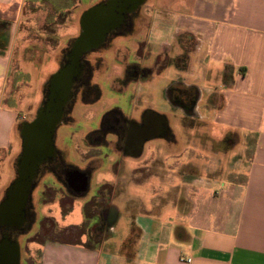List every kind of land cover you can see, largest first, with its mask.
Segmentation results:
<instances>
[{
	"label": "crops",
	"instance_id": "crops-1",
	"mask_svg": "<svg viewBox=\"0 0 264 264\" xmlns=\"http://www.w3.org/2000/svg\"><path fill=\"white\" fill-rule=\"evenodd\" d=\"M103 1L0 0V22L8 24V41L0 42V156L17 160L24 122L21 95L8 81L27 80L47 57L57 71L84 14ZM132 29L113 48L145 40L151 62L141 67L152 74L134 89L140 106L166 118L171 136L161 141L162 158L172 149L201 154L173 166L183 193L177 221L140 213L133 196L113 204L98 248L48 241L39 264H264V0H144ZM174 80L198 93L184 120L165 96ZM8 185H0V202Z\"/></svg>",
	"mask_w": 264,
	"mask_h": 264
},
{
	"label": "flooded vegetation",
	"instance_id": "flooded-vegetation-1",
	"mask_svg": "<svg viewBox=\"0 0 264 264\" xmlns=\"http://www.w3.org/2000/svg\"><path fill=\"white\" fill-rule=\"evenodd\" d=\"M143 2L132 11L120 13V0H104L96 7L102 11V24L96 28L90 27L91 12L84 14L83 27L78 37L72 42L57 71L43 85L34 117L20 126L19 156L24 152L25 141L34 133L42 157L36 164L31 180L29 198L23 210L24 221L20 226L0 225L4 238L15 241L17 234H23L31 226L33 215L30 197L31 191L37 188H41L38 197L41 203L46 201L44 193L47 192L52 194L48 203L53 202L57 195L58 205L82 200L83 207L98 209L95 219H92L95 221L94 225L96 221L98 224L96 230L92 229L91 232L106 235L116 214L110 202V196L112 193L116 196V191L111 188H124L122 181L128 171L131 179L139 175L144 176L148 182L154 176L152 172L156 166V171L160 173L157 178L165 176L167 169L164 159L162 155L153 154L150 146L155 141H169L171 134L166 118L152 107L140 106L135 89L128 90V86L134 87L138 82L147 80L152 69L141 67L133 60L127 62L123 72L114 76V86H106L109 92L106 97L108 94L113 95L107 103L104 102L100 83L95 82L93 77L96 66L103 63V58L96 54L101 51H116L113 48L115 39L133 35L132 22ZM129 6L130 3H127V8ZM99 34L103 37L101 43L96 47H85L79 57L75 58V47L81 38ZM116 54L114 61L117 59ZM117 64L120 63L116 61L115 65ZM66 75L70 77L67 88L64 82ZM165 96L170 100L172 109L179 112L183 120L186 116L188 118L194 115L198 98L195 89L186 88L180 80H174L167 86ZM116 97H127V109L119 104ZM99 103L101 106L95 107ZM59 106L60 114L52 131V149L47 153L41 147L44 145L43 125L49 123ZM61 128L68 134H63L65 130L63 132ZM80 145L83 148L81 152H77ZM70 147L74 149V154L70 152ZM104 162L111 164L113 171L98 172L95 175L98 166ZM92 182L95 183L94 186ZM90 188L95 189L90 191ZM105 188L110 189L106 191ZM89 194L91 198L83 201Z\"/></svg>",
	"mask_w": 264,
	"mask_h": 264
},
{
	"label": "rangeland",
	"instance_id": "rangeland-1",
	"mask_svg": "<svg viewBox=\"0 0 264 264\" xmlns=\"http://www.w3.org/2000/svg\"><path fill=\"white\" fill-rule=\"evenodd\" d=\"M93 1L95 0H81L82 3H93ZM7 31V28L6 30L0 28V42L2 45H5L8 41ZM128 41V43H124V51H114L117 52V54L115 53L117 56L116 61H118L120 64L115 65V54L112 50H109V52L104 55L100 52L98 53L99 55L101 54L102 58L104 59L103 63L99 67L96 66L93 77L95 82L100 83V86L103 90L104 102L106 101L105 103H107L108 99L113 96L108 94L109 98L106 97V94L109 93L106 86H114L112 83L114 76H119L123 72L127 62L133 60L138 62L140 66L147 65L151 62V59L147 57L148 55L144 52V39L139 42L135 40L136 42L133 41L134 43L131 42L132 40L130 39ZM136 43L138 45H136ZM59 44H64V41H60ZM137 47L138 49L136 50ZM104 56H106V59ZM47 58L41 61V67L39 66L40 64L32 66L33 68L36 67L38 71L36 70L35 73L30 71L28 74V77L30 78H28L27 80L19 82V76L17 75V78L15 80L8 81L9 86L7 85V89H9L11 92L14 89L21 95V99L23 102L22 105H20V107L17 109V111L20 113V117H23L24 121L32 120L36 113L38 104L41 99L40 95L42 94V84L45 81H41V79L44 78L45 74L47 73L53 75L56 72V66L49 63V58ZM161 66L162 64L158 65V67ZM49 77L50 76H48L47 78ZM103 83L105 85H103ZM116 88H118V86H116ZM131 88L134 87L128 86V90H131ZM137 90H139V87L137 88ZM20 95L18 96L19 98ZM116 98L119 101V104L122 105L123 108L127 109V97ZM97 106L100 107L101 104L99 103L95 107ZM80 109L82 110V108ZM175 118L177 119V117ZM175 127L176 131L180 129L178 125H175ZM61 130L64 132L65 129L61 128ZM81 133L82 132L80 131L79 134ZM63 134L67 135L68 132L65 130ZM212 134L214 137H219L220 131L214 129L212 131ZM177 136L179 137L180 134L176 132L175 137L178 138ZM194 136L193 134L188 135V137ZM152 146H150V149L152 148L153 153L157 155L159 154V156H161L163 143L161 141H155L154 146ZM163 147L164 150H167V147L165 145ZM78 148L80 150H77V152H81V148L83 147L80 145ZM173 150L174 149L171 150V156L169 155L170 157L167 156V152H164L165 168H170L166 171V174L163 178H161L160 176L159 178H157L160 173L156 171V166L153 167L154 170L152 172V175L154 176L150 178L148 182L146 181L144 176L139 175L135 179H131L130 172L126 171L127 176L122 181L125 187L111 188L112 190L116 191V196L114 193H112V195L110 196L111 204L116 203L118 205H123L126 200L128 202L131 198H134L133 196H136L139 200V203L143 206V208L139 210L140 213L144 214L145 212H148V215H156L165 223H169L171 221L176 223L177 220L173 209L174 206L178 205V202L182 200L181 198L183 196V193L182 188L180 187L179 178L177 174H175L177 172L173 170V166L174 164H183L187 160L188 155L193 158H197L201 154L197 151L188 152L187 150H183L182 152H176V149L174 151ZM208 151H210V149H208ZM70 152H73L74 154L75 151L70 147ZM15 161L7 160L5 155L0 156L1 187H3L7 182L10 185L15 179ZM76 161L80 162L78 159H76ZM138 165L139 164H137V167L139 168ZM110 170L113 171L112 165L104 162V164H100L98 166V169L96 170V172H94V174L96 175L98 172H109ZM92 184V186L95 185V183L93 182ZM94 189L95 188H90V191H93ZM105 189L106 191H108L110 188ZM40 190L41 188H37L31 191L30 210L32 211L33 215L31 226L26 232H24L23 234H17V237H15L20 250V264H39L41 261L42 248L48 241L64 245L68 244L84 246L86 244L91 247H99V245L97 246L96 244H94V242L97 243L93 239L96 238V235L91 232L92 229L96 230V224H98V221H96V224L94 225L95 221L86 218V215H88V213L95 216L98 213V209L92 207H83L82 200H75L70 204L58 205L56 203L59 200V197L57 195L53 198V202L48 203L51 200L52 194L47 192L44 193L46 201L44 203H41L40 199L38 198L40 197ZM189 196L192 198V193ZM89 198H91L90 194L83 201H86Z\"/></svg>",
	"mask_w": 264,
	"mask_h": 264
},
{
	"label": "water",
	"instance_id": "water-1",
	"mask_svg": "<svg viewBox=\"0 0 264 264\" xmlns=\"http://www.w3.org/2000/svg\"><path fill=\"white\" fill-rule=\"evenodd\" d=\"M143 1L144 0H130L129 2V0H120L119 12L124 13L126 11H132ZM126 2L130 3V6L128 8ZM99 10L100 9H96L95 7L89 11L91 12L90 17L92 20L90 22L92 24L90 25V27L96 28V26L99 27L102 24L100 21V17H102V11ZM102 39V34H99L98 36L89 35L87 37L81 38V40L75 47V58L79 57L80 53L82 52V50H84L85 47L98 46L101 43ZM64 82L67 88L70 82V77L68 75L65 76ZM58 108L59 109L53 114L49 123L43 125L44 145L41 147H44L45 152L47 153H50L52 149V131L55 123L58 121V117L60 114V106ZM29 138L30 139L25 141L24 143V152L22 156H19L17 160V177L13 180V182L7 189L6 200L0 204V225L20 226L24 221L23 210L29 198L31 180L33 179L36 164L42 157L40 154L39 144H37L35 140V134L31 133ZM83 186L84 183L82 184V187ZM0 264H19V247L15 241H12L8 238H3L0 241Z\"/></svg>",
	"mask_w": 264,
	"mask_h": 264
},
{
	"label": "trees",
	"instance_id": "trees-1",
	"mask_svg": "<svg viewBox=\"0 0 264 264\" xmlns=\"http://www.w3.org/2000/svg\"><path fill=\"white\" fill-rule=\"evenodd\" d=\"M0 28H2L3 30H6V28H7V30H8V24L7 23H1L0 22ZM17 160H18V158H17ZM17 160H16V162H15V165L17 164ZM13 182V181H12ZM8 189V188H7ZM6 192H7V190H6ZM6 198H7V196H6V193H5V195H4V197H3V199H2V201L0 202V204L2 203V202H4L5 200H6ZM85 208H91V207H85ZM95 217L96 216H93V215H91V214H89L88 213V215H86V218L87 219H95ZM1 229V228H0ZM96 235V238H93L94 239V241H96L97 243H95L94 242V244H96L97 246L98 245H100V243L102 242V240H103V237H104V235H102V233L101 232H99V233H97V234H95ZM4 237H3V235H2V230H0V241L3 239ZM101 238V239H100ZM86 248H89V249H92V248H96V247H91V246H89V245H84Z\"/></svg>",
	"mask_w": 264,
	"mask_h": 264
}]
</instances>
